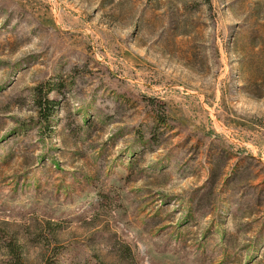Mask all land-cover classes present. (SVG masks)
<instances>
[{"label": "rangeland", "instance_id": "374dc122", "mask_svg": "<svg viewBox=\"0 0 264 264\" xmlns=\"http://www.w3.org/2000/svg\"><path fill=\"white\" fill-rule=\"evenodd\" d=\"M10 243L264 264V0H0V264Z\"/></svg>", "mask_w": 264, "mask_h": 264}, {"label": "trees", "instance_id": "16d2710c", "mask_svg": "<svg viewBox=\"0 0 264 264\" xmlns=\"http://www.w3.org/2000/svg\"><path fill=\"white\" fill-rule=\"evenodd\" d=\"M48 92L49 93H47L45 96H42L41 93L38 91L37 98H36V107L38 108L39 115H40L39 116V126L42 125L41 126L42 130H44L46 126L45 124H47L51 120L55 112H57L59 109V104L57 103V100L49 98V94L51 92H54V89H49ZM160 105L162 108H160L159 110L156 109L155 111H153L154 114L155 113L159 114L160 111L165 110L164 105L163 104H160ZM8 249H9V252L13 260H15L16 264H25L23 260V253L19 245H15V243H10V245L8 246ZM46 264H56V263H53V261L51 260Z\"/></svg>", "mask_w": 264, "mask_h": 264}]
</instances>
